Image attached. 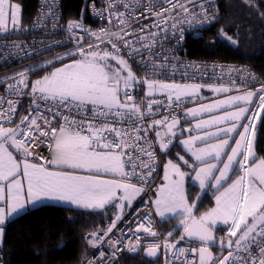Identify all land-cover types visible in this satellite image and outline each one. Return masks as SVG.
<instances>
[{
	"label": "snow or ice",
	"instance_id": "obj_1",
	"mask_svg": "<svg viewBox=\"0 0 264 264\" xmlns=\"http://www.w3.org/2000/svg\"><path fill=\"white\" fill-rule=\"evenodd\" d=\"M244 2L250 4V0ZM190 6H197V0H107L99 15L111 27L94 32L81 21H70L67 30L75 41L74 49L55 56L44 67L37 63L0 79L4 89L0 94V244L10 217L50 199L93 211L114 207L111 224L85 237L89 245L97 247L122 220L124 209L146 191L156 171L157 149L160 155H169L177 137L191 133L194 127L199 134L179 140L192 162L179 153L168 159L163 164L165 182L151 201L156 215L178 217V228L183 232L175 242L165 239L163 243H149L146 254L155 257L163 248L165 264H264V158L255 155L257 116L252 112L253 98L258 100L255 107L264 110V83L243 94L186 109L183 123H190L189 118L196 122L182 128L174 109L204 85L156 78L170 64L167 56L159 63L155 58L159 35L171 28L183 39L182 25L191 23L189 17L209 19L211 9L202 2L199 13ZM52 7L48 5V15H53ZM21 11L20 4L0 0V34L19 30ZM76 30L87 33V37L77 36ZM86 38L90 40L87 45ZM227 39L237 43L233 37ZM13 47L22 45L14 43ZM146 53L148 59L144 58ZM130 61L145 72L143 78L137 77ZM56 62L61 66H55ZM37 69L47 74H37ZM33 74H37L35 80L30 79ZM228 83L230 86L208 87L217 93L240 91L235 81ZM144 86L145 99L137 102L133 89ZM157 92L166 96L167 103L154 98ZM25 97L27 114L18 116L17 109ZM161 108L167 114L162 115ZM214 109L223 114L213 115ZM201 113H209L210 118L197 119ZM152 132L154 138H150ZM198 143L204 146L198 147ZM42 145L50 157L33 151ZM41 160L44 163L33 162ZM181 165L194 173L191 179L198 182L201 194L208 188L215 190V207L199 217L194 212L200 196L189 203L184 187L189 174ZM132 177L135 183L130 182ZM150 216L146 213L142 218L145 222L122 232H132L135 237L136 244L129 241L126 245L129 251L140 247L141 238L136 233L157 237ZM221 230L224 235L217 237ZM172 236V232L167 233L168 238ZM185 238L198 241L199 247L177 248ZM108 243L115 259L121 240L109 239ZM213 245L218 247V254L211 251ZM169 249L172 260L167 256ZM99 255L103 261L105 254Z\"/></svg>",
	"mask_w": 264,
	"mask_h": 264
},
{
	"label": "trees",
	"instance_id": "obj_2",
	"mask_svg": "<svg viewBox=\"0 0 264 264\" xmlns=\"http://www.w3.org/2000/svg\"><path fill=\"white\" fill-rule=\"evenodd\" d=\"M85 1L61 0L60 22L64 27H67L70 21L82 20L92 24L88 16L82 15ZM11 2L21 6L19 30L0 34V37L27 34L38 6V0ZM217 6L221 15L219 21L199 34L188 35L185 38L183 45L185 56L189 59L243 64L254 72L258 84L264 83V18L261 17V13H264V0H250V4L244 0H217ZM227 37H233L237 43H230ZM74 47L75 45L58 49L25 63L0 65V78L29 69L37 63L44 67L50 59ZM58 65L60 63L56 62L55 66ZM48 68L51 70V65H48ZM36 73L47 74L40 73L39 69ZM37 74L31 75L30 79L35 80ZM213 96L214 94H209V97ZM23 107L19 116L27 114L28 107L26 105ZM16 122H19L18 118ZM256 133L255 155L264 158V110L256 122ZM177 139L171 153L163 156L164 160L173 159L177 153L184 155L177 145ZM185 158L188 159L187 156ZM181 166L184 172L189 174L185 176L189 203H192L196 196H200L194 212L198 217L213 207L214 191L208 189L201 194L199 186L191 179L193 175L191 169ZM112 212H114L112 205L105 210L95 211L54 204L30 208L4 225L0 264H80L90 250L84 241L85 236L103 227ZM159 225L165 237L167 233H173L170 239L178 238L182 233V228H178L179 218L160 221ZM223 235L222 230L216 232L217 237ZM158 263L146 259L142 255V250H138L134 253H123L115 264Z\"/></svg>",
	"mask_w": 264,
	"mask_h": 264
},
{
	"label": "built area",
	"instance_id": "obj_3",
	"mask_svg": "<svg viewBox=\"0 0 264 264\" xmlns=\"http://www.w3.org/2000/svg\"><path fill=\"white\" fill-rule=\"evenodd\" d=\"M201 2L204 4L205 8L211 9L208 14L209 19H205L202 15L195 19L189 17L191 23L185 21L182 25L183 39H179V31H176L174 35L171 28L168 29L167 33H161L159 35L158 40L160 42L154 49V52L157 54L155 58L159 63L161 62L163 56H167L170 64L166 68L165 72L163 74L158 73L156 78H159L162 81H173L178 83H198L202 85L213 84L222 86H230L228 82L232 80L235 81L236 86L240 88L239 92L259 88L260 84L257 83V78L254 72L243 64L223 61H207L202 59H189L185 56L183 51L185 38L188 35H197L204 29L213 26L219 21L221 16L219 7L217 6V0H197V6H190L194 12H200L198 4ZM37 3V10L27 34L22 36L0 37V65L4 66L25 63L35 58L42 57L55 50L75 45V41L67 30V27H64L60 22L61 0H38ZM50 4L53 5L51 10L53 15H48V5ZM93 4L95 5L94 8ZM106 5L107 0L85 1L82 9V15L88 16L92 22V24H89L80 20L85 28L91 29L94 32H98L101 28L111 27L107 20L99 15ZM119 10L123 11V9ZM106 15L107 14L105 13V16ZM211 17H215V19H211ZM178 19H183V17H178ZM142 23H148V21L142 20ZM76 35L87 37V33L80 30H76ZM89 42L90 40L87 38L84 40L85 45H87ZM14 43L20 44L22 47L15 48L13 47ZM29 53H31V55H28ZM144 58H149L147 53L145 54ZM136 59L139 60L141 57H137ZM130 63H132V70L137 75V77L143 78L145 76V72L140 70L134 62L130 61ZM233 68L238 69L239 71H231ZM251 77H255V80H252ZM3 91V87L0 86V94H3ZM133 93L136 96L137 102L144 100L146 86H144L143 89L139 87L133 89ZM137 93H139V95H137ZM233 93L235 94L237 91L234 90ZM154 98L167 103V98L164 95L156 94ZM200 103L203 102H193L192 100L186 98L184 104H182L180 108H175L174 110L181 117L186 109H189L191 106ZM24 105L28 107L26 97L22 98V104L17 109L18 116L20 114V110L24 108ZM159 111L162 115L167 114L163 108L159 109ZM161 131H163V129H161ZM149 135L150 138H154L155 133L152 132ZM33 151L38 153L41 157H50V152L43 145L39 148H34ZM157 152L158 158L156 171L153 173L150 183L147 185L146 191L137 196L131 207L124 211L122 220L117 223V226L115 229H113V232L108 234V236L104 238V241L97 247L89 245L86 239H84L90 250L80 264H89V261H91V264H115L117 259L123 253H134L135 251H129L126 247V245L129 244V241H131L132 244H136L133 233L127 232V235H122V232H126L127 229L134 227L138 222H145L142 221V218L146 213H151L150 219L158 235L157 237H151L143 232L136 233V235H139L141 238L139 241L140 247L136 251L145 249L146 245L154 241L163 243L165 239H170L162 234L159 221L154 214L153 204L151 203V201H153V194L160 183L164 163L163 155L159 154L158 149ZM33 162L44 163L42 160ZM130 182L135 183L136 178L132 177ZM114 215L115 212H112L108 222L97 231L106 229L111 224ZM89 234H87L85 237H88ZM101 234L103 235V233ZM109 239L113 241L116 239L121 240V243L117 245L121 251L117 253L115 259L112 258L113 249L109 246ZM178 240L179 237L170 239L171 242ZM190 247H199V243L185 239L177 244V248L188 249ZM212 249L214 251V255L218 254V247L216 245H213ZM101 252L105 254L103 261L99 255ZM159 252L160 255L157 260L159 262L158 264H165V250L161 248ZM171 253L172 250L169 249L167 253L169 260L173 259ZM175 264H180V261H176Z\"/></svg>",
	"mask_w": 264,
	"mask_h": 264
},
{
	"label": "crops",
	"instance_id": "obj_4",
	"mask_svg": "<svg viewBox=\"0 0 264 264\" xmlns=\"http://www.w3.org/2000/svg\"><path fill=\"white\" fill-rule=\"evenodd\" d=\"M9 33V32H8ZM209 85H204V89H201V95H202V101H199V100H196L195 102H203V103H200V104H196V105H193V106H191L190 108H198L200 105H202V104H204V105H206V104H213V103H215L217 100H223V99H226L229 95H239V94H243V92L244 91H241V92H237V93H233V91L232 92H229V93H223V92H220V93H217V92H214V91H212V90H210V88L208 87ZM213 87H220V86H222V85H212ZM254 90V89H253ZM210 93H212V94H214V96L213 97H209V94ZM190 99V98H189ZM254 100H255V98H253V105H252V112L254 113L255 112V109H256V107H255V105L258 103V101L256 100V102L254 103ZM194 102V101H193ZM189 108V109H190ZM228 110H235V109H228ZM262 112V110H260L259 112H258V114H256V116H257V119H256V121H255V123L257 122V120H258V118H259V116H260V113ZM213 115H215V114H223V112L222 111H220V110H216V109H214L213 110V113H212ZM210 118V114L209 113H201V114H199L198 115V117H197V119H209ZM189 120H190V123H188V124H186V123H183V115L181 116V125H180V127H182V128H186V127H192V126H194V124H195V122H196V120L195 119H192V118H189ZM245 122H247V121H245ZM210 130H214V129H210ZM240 131H242V129H239ZM197 134H199V132H198V130H196L194 127H193V131L191 132V133H188V132H185V133H183V135L182 136H178V137H180V138H178L177 139V145L179 146V148L182 150V152L184 153V155L185 156H187V158L190 160V163L192 162L191 161V159H190V157H189V155L188 154H186L185 153V151L183 150V148H182V146L181 145H179V140L180 139H187L188 138V136L189 135H197ZM236 139H238L239 137L238 136H236L235 137ZM212 142H214V141H212ZM197 146L198 147H203L204 145L203 144H197ZM233 146H234V144H233ZM14 155H15V153H14ZM17 158L19 159V157L17 156ZM168 160V158H166L165 160H164V163H166V161ZM163 163V164H164ZM181 168H182V171H184V169H183V167L181 166ZM193 175H194V173H193ZM163 177H164V168H162V176H161V181H160V183H159V185H158V187L162 184V183H164L165 181H164V179H163ZM233 178H235V177H233ZM197 185H198V182H195ZM157 187V188H158ZM184 187H185V190H186V180H185V178H184ZM208 189H211V188H208ZM207 189V190H208ZM212 191H215L214 189H211ZM205 192V191H204ZM203 192V193H204ZM200 193H201V189H200ZM118 195H119V193H118ZM137 198V197H136ZM135 198V199H136ZM156 198V191L154 192V194H153V200ZM135 201V200H134ZM133 201V202H134ZM48 202H51V200L50 199H44V200H42V201H40V202H38V203H36L35 205H29L28 207H26L25 208V210H23V211H21L18 215H20L21 213H23L24 211H26V210H28V209H30V208H33V207H37V206H39V205H42V204H45V203H48ZM133 204V203H132ZM71 207H76V206H74V205H72ZM154 207V206H153ZM213 207H215V196H214V198H213ZM212 207V208H213ZM82 209H84V208H82ZM127 209V207L124 209V211ZM88 210V209H87ZM154 214H155V209H154ZM18 215H13L12 217H10L8 220H10V219H12V218H14V217H16V216H18ZM202 215V214H201ZM155 216H156V218L158 219V221L160 222V221H163V220H168V219H176V218H178V217H176V216H173L171 213H166L165 214V216L164 217H160L159 215H156L155 214ZM199 217V216H198ZM7 220V221H8ZM222 226V225H221ZM220 227V226H219ZM182 232H183V229H182ZM182 234V233H181ZM1 245V244H0Z\"/></svg>",
	"mask_w": 264,
	"mask_h": 264
},
{
	"label": "rangeland",
	"instance_id": "obj_5",
	"mask_svg": "<svg viewBox=\"0 0 264 264\" xmlns=\"http://www.w3.org/2000/svg\"><path fill=\"white\" fill-rule=\"evenodd\" d=\"M12 3V2H11ZM8 27L11 29V27H12V25H11V23H9L8 24ZM10 32H12V31H9V33ZM70 62V61H69ZM59 66H61V65H58L57 67H59ZM164 82H173V81H164ZM175 83H177V84H185V83H178V82H175ZM205 87H203L202 89H204ZM146 91H147V89H146ZM201 90H200V92L199 93H197V94H195L193 97H191L190 98V100H192V101H196V100H199V101H202L201 99H202V95H201ZM156 94H160L159 92H157ZM162 95V94H161ZM187 99H189V98H187ZM260 110H258L257 108L255 109V114H258V112H259ZM105 178H107V179H111L112 177L111 176H107V177H105ZM45 204H54V205H62V206H72L71 204H69V203H67V202H61V201H56V200H51V202H48V203H45Z\"/></svg>",
	"mask_w": 264,
	"mask_h": 264
},
{
	"label": "water",
	"instance_id": "obj_6",
	"mask_svg": "<svg viewBox=\"0 0 264 264\" xmlns=\"http://www.w3.org/2000/svg\"><path fill=\"white\" fill-rule=\"evenodd\" d=\"M185 239H186V240H189L188 238H185ZM189 241H193V242H197V243H199L198 241H195V240H189ZM211 251H212L213 254H214V251H213L212 248H211ZM146 252H147V249H146V248L142 250V255H143L146 259L150 260L151 262H156V261L158 260L159 255H160V252H158L157 256H155V257H150V256H148V255L146 254Z\"/></svg>",
	"mask_w": 264,
	"mask_h": 264
},
{
	"label": "bare ground",
	"instance_id": "obj_7",
	"mask_svg": "<svg viewBox=\"0 0 264 264\" xmlns=\"http://www.w3.org/2000/svg\"><path fill=\"white\" fill-rule=\"evenodd\" d=\"M210 85H213V84H210ZM160 181H161V179H160ZM156 191V190H155Z\"/></svg>",
	"mask_w": 264,
	"mask_h": 264
}]
</instances>
